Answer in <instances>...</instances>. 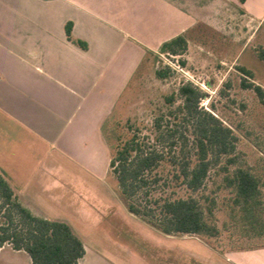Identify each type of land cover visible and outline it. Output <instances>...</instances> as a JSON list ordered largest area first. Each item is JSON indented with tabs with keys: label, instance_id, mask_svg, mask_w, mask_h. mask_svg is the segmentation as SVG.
Segmentation results:
<instances>
[{
	"label": "crops",
	"instance_id": "crops-1",
	"mask_svg": "<svg viewBox=\"0 0 264 264\" xmlns=\"http://www.w3.org/2000/svg\"><path fill=\"white\" fill-rule=\"evenodd\" d=\"M226 11L249 27L240 63L264 42V0H0V172L22 204L77 231L74 220L102 204L95 182L108 183L103 123L144 59L200 23L218 31ZM68 22L86 47L68 39ZM239 65L264 89V71ZM233 256L264 264V245Z\"/></svg>",
	"mask_w": 264,
	"mask_h": 264
},
{
	"label": "rangeland",
	"instance_id": "rangeland-1",
	"mask_svg": "<svg viewBox=\"0 0 264 264\" xmlns=\"http://www.w3.org/2000/svg\"><path fill=\"white\" fill-rule=\"evenodd\" d=\"M249 33L248 26L231 19L226 11L224 24L218 31L204 23L197 25L188 34L190 44L183 54L155 53L144 59L107 122L110 143L121 144L135 132L153 142L155 116L166 109V96L177 92L186 81H192L208 94L201 98L200 106L232 127L238 140L230 153L209 151V175L200 188L192 189L181 173L185 159L193 167L199 157L193 126L189 124L186 144L179 143L173 149L176 163L166 153L167 159L150 175V193L146 195L140 189L130 198L141 214L129 211L113 174H108L106 184L95 182L102 204L92 205L96 213L91 217L74 220L78 228L75 232L86 247V255L79 264H235L234 250L264 243V237L249 239L242 235L245 227L240 221L241 204L235 202L236 189L228 185L226 178L240 166L250 168L261 180L264 201V154H261L264 153V101L253 89L242 86L244 77L238 69L241 63L250 65L257 72L256 78H261L264 61L255 56V51L264 42L259 37L252 40L240 63L231 62ZM167 65L174 72L159 78L156 71ZM231 155L235 161L225 171ZM175 198L196 199L209 224L217 226L219 233L214 236L167 234L160 230L159 226L165 224L162 204ZM259 210L264 218V202ZM65 213L75 214L71 210ZM0 264H31V258L25 251L5 244L0 248Z\"/></svg>",
	"mask_w": 264,
	"mask_h": 264
},
{
	"label": "trees",
	"instance_id": "trees-1",
	"mask_svg": "<svg viewBox=\"0 0 264 264\" xmlns=\"http://www.w3.org/2000/svg\"><path fill=\"white\" fill-rule=\"evenodd\" d=\"M72 27V22L66 24L68 39L86 47L81 40L72 37ZM187 49L188 38L185 34H180L163 42L159 51L169 55H180ZM257 53L259 58L264 60V46L259 47ZM238 69L244 77L242 86L253 89L264 101V89L246 80L252 77L251 71L243 66H238ZM172 72L173 68L167 65L158 69L156 74L163 79ZM207 95L192 81L183 82L177 92L167 95L166 109H161L154 118L153 142L145 140L135 132L115 146L106 135V125L111 114L104 121L102 132L111 153L110 173L115 176L119 195L128 204L130 212L141 214V209L129 200L140 189H144L146 195L150 193L148 186L151 182L150 175L161 161L167 159L166 153L171 155L170 158H174L173 162L176 163V155L172 152L179 143L187 142L186 132L189 124L193 126L199 153L197 163L193 167H190L188 159L181 165V173L190 188H200L209 175L210 150L221 153H230L231 149L233 150L235 141L238 140L233 128L200 106L201 98ZM234 161V156L228 157L227 165L224 166L225 171H229V164ZM226 178L229 181L228 185H233L236 189L235 202L241 204L240 221L241 226L245 227L242 235L246 234L244 236L249 239L264 237V218L259 210L262 209L264 201L259 176L250 168L240 166L235 169L232 176ZM155 179L157 180L156 177ZM161 213L165 217V224L159 226V229L164 233L212 236L219 233V228L209 224L205 211L194 198L167 199L162 204ZM5 244H10L15 250L25 251L31 258V264H78L86 255L83 240L68 222L34 214L22 204L8 180L0 172V248ZM261 245L264 243L253 244L250 247Z\"/></svg>",
	"mask_w": 264,
	"mask_h": 264
}]
</instances>
